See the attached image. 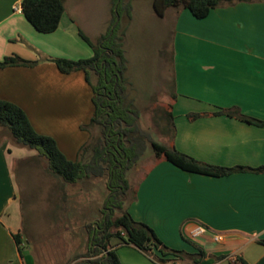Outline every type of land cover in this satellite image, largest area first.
<instances>
[{"label": "crops", "instance_id": "obj_1", "mask_svg": "<svg viewBox=\"0 0 264 264\" xmlns=\"http://www.w3.org/2000/svg\"><path fill=\"white\" fill-rule=\"evenodd\" d=\"M64 8L58 28L41 33L23 15L21 0H0V60L16 54L37 61L31 67L0 68V99L20 106L37 133L76 146L89 138L78 126L93 114V90L83 71L62 73L48 58H89L93 52L79 35L81 23ZM160 18L172 24V144L208 164L264 166V125L213 115L238 107L264 122V2L213 8L201 19L188 9L170 7ZM189 113L208 115L191 120ZM10 152L0 145V264H33L13 238L20 223ZM133 192L132 217L149 225L166 245L169 238L194 242L205 253L200 264H264V173L211 176L159 159ZM123 246L138 251L120 240L112 245L118 253ZM123 254H118L122 263L130 264L133 253Z\"/></svg>", "mask_w": 264, "mask_h": 264}, {"label": "trees", "instance_id": "obj_2", "mask_svg": "<svg viewBox=\"0 0 264 264\" xmlns=\"http://www.w3.org/2000/svg\"><path fill=\"white\" fill-rule=\"evenodd\" d=\"M264 2V0H152V7L158 17H163L167 8H185L198 19L208 15L211 9L232 5L238 2ZM112 17L108 31L97 43H93L81 29L79 35L91 47L92 56L83 59L49 57L62 73L83 71L85 79L93 90V114L81 129L89 132L93 125L100 126L101 134L93 143H85L79 148L80 160H69L57 147L55 140L47 135L39 134L31 125L23 109L17 104L0 99V141L4 138L19 147L36 150V155L45 160L46 170L64 183H75L83 177L103 176L108 174V196L104 202V217L97 226L89 224L88 252L80 256L81 260L74 264H122L112 247L111 240L117 238L120 243L129 244L146 254L155 249L162 261L183 259L189 256L196 264H200L205 256L204 251L197 248L194 254L186 253L166 246L155 231L146 223L136 221L125 207L124 196L131 188L127 172L144 155L148 143L155 160L164 159L176 167L211 176H225L234 172L254 171L264 173V166L251 168L247 166H220L201 162L175 148L172 144L175 135L173 115L169 103L163 110V134L171 133L168 145L159 143L139 125V111L132 100L127 101L125 91L127 58L123 44V31L120 30L119 9L130 14L131 0H110ZM65 0H21V9L29 23L41 33L55 31L64 13ZM37 61L26 60L13 54L0 60V68L9 66H34ZM90 72L97 75V83L93 84ZM171 93V99H175ZM207 113H189L191 120ZM213 115H228L243 121L264 125L263 121L243 115L238 107L220 109ZM88 138V139H89ZM90 150L88 159L84 153ZM19 253L23 256L21 232L13 234ZM194 255V257H192ZM246 264V263H244Z\"/></svg>", "mask_w": 264, "mask_h": 264}, {"label": "rangeland", "instance_id": "obj_3", "mask_svg": "<svg viewBox=\"0 0 264 264\" xmlns=\"http://www.w3.org/2000/svg\"><path fill=\"white\" fill-rule=\"evenodd\" d=\"M64 6L81 23L83 33L92 42L96 41L93 43L107 33V25H110L112 17L110 0H65ZM152 10V0H131L129 17L119 9L120 30L123 31L128 60L124 71L125 91L127 101L132 100L139 111L140 127L150 133L154 140L168 145L171 133L163 134L161 128L165 122L163 110L170 103V93L173 91L170 63L172 24L170 18L161 19ZM90 79L96 84L98 77L90 72ZM88 122H81L78 127L81 129ZM66 128L73 129L72 126ZM89 129L90 138L84 139L81 144L78 142L76 146L75 143L70 146L68 141L56 140L57 147L69 160H80L79 148L87 141L93 143L100 136V126L93 125ZM66 133H70L68 129ZM0 145L11 151L17 196L16 215L20 223L23 253L29 255L33 264H74L81 260L80 256L85 255L89 248L87 226H97L104 217V202L109 193L107 171L100 177L89 176L75 183H64L46 170L45 160L36 155V150L16 146L6 138L0 141ZM90 153V150L84 153L85 159ZM155 161L148 143L144 155L127 172L131 186L124 196L127 209L133 198L134 185ZM167 241L171 244L165 245L170 248L175 245L176 250L195 253L196 246L191 240L181 242L169 238ZM116 242L117 238H113L111 245ZM127 248L123 246L119 249L120 253L116 250L121 263L119 255H124L123 252L135 255L128 254L133 260L130 264L190 263L189 259H185L188 258L186 255L180 262L162 261L157 252L149 256L139 249L135 253Z\"/></svg>", "mask_w": 264, "mask_h": 264}, {"label": "built area", "instance_id": "obj_4", "mask_svg": "<svg viewBox=\"0 0 264 264\" xmlns=\"http://www.w3.org/2000/svg\"><path fill=\"white\" fill-rule=\"evenodd\" d=\"M199 230H200V231H203V229H202V228H200V227H199Z\"/></svg>", "mask_w": 264, "mask_h": 264}]
</instances>
